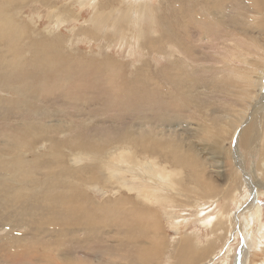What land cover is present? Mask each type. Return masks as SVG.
<instances>
[{
    "label": "rangeland",
    "instance_id": "374dc122",
    "mask_svg": "<svg viewBox=\"0 0 264 264\" xmlns=\"http://www.w3.org/2000/svg\"><path fill=\"white\" fill-rule=\"evenodd\" d=\"M141 1H144L142 3L149 1L147 4H149L150 9L143 13L140 10L139 15H137L136 8L144 5L141 2L112 0L113 5L110 6L112 9L106 8L107 11L105 12L103 22H110L112 25L111 30L114 33L121 27V30H125L126 24L130 26V31L133 32H135L134 29H142L144 34L148 36L143 35L141 37V42L143 43L150 37L157 38L160 35L159 20L163 18L162 24L165 27V32L162 34L164 37L169 36L170 39L164 42V45L158 43L153 49H147L148 51L142 49L138 41L134 42V47H132L129 46V43L122 44L120 40L113 39L109 33L106 34L105 38L110 41L105 42V39L98 38L95 33H91V30L85 32L88 26V19L92 17L94 11L89 3H82L79 0H48L47 2L43 0H25V2L24 0H4L2 2L3 7L8 8V10L12 8L14 11H17V15L16 13L15 15L20 21H25L31 15L32 21L36 24L37 31H43L44 33L42 32L40 35L37 33L33 34L31 37L32 42L28 36L25 39L26 42H24L31 45L26 54V59L31 58L34 54V58L37 60L32 64L26 60L28 73L24 75L25 79L19 77L18 83H26L28 81V84H30L29 80L31 79L34 85L35 83L37 84V86H34L35 90H31V98L16 97L15 94H7V91L0 89V95L19 99L23 106L22 108H0V142L4 137H11L10 139L14 138L15 142H17L18 138L22 140L21 142L34 143L35 145L33 146L39 147L38 152L41 155V158L37 161V165L34 164V159L27 160L23 164L26 169L28 168V172L30 171L33 174L32 177H36L30 178L36 184L35 186L32 182H27V186L31 185L29 189L22 188L21 190H17V187L13 186L15 183L11 184L8 182L10 180V173L0 172V178H3L2 180L0 179V186L3 182H6L5 185L8 188L6 193L4 188L0 187V264H129L130 258H134L131 251L135 248H133L134 245L132 244H129V247L125 244L130 243V240L141 239L147 241L151 238L149 230L146 232L148 235L146 233L143 235V231L147 228L139 226L141 224L140 217L135 214V219H133L132 213L127 211V207L130 204L128 201L122 211L118 209L108 214H102L99 211L86 215L85 217L94 216L97 226L92 229H88L83 221H79L77 225H72L73 219L69 220V228L66 229L62 224L64 220H56L59 214H57L55 204L53 203L56 202L58 205L61 203L59 201L60 197L74 192L81 195L86 191V195L95 196V200L98 199L97 202H103L106 198L107 200L114 198V193L128 196L133 199L131 205L133 209L137 210L140 215H142L143 210L135 201L141 191H139L141 184L139 178H132L131 175H125L116 171L119 174V179L126 176L130 180L127 181V186L130 189L132 188L133 193L129 194L124 188L117 189L118 184L116 185V183L114 184V189L112 187L109 191L103 193V182H105L103 177L99 178V183L97 182L96 184L90 185V183L85 182L89 177L88 175L91 176L94 171H97L96 169L93 170L95 165L91 159L82 160L80 158L79 162L78 159L75 162L78 165L86 163L89 166H93L89 168L87 173L86 171L83 173L79 171V173L77 170L67 173L64 165L69 166L71 164L68 160L69 155H66L68 157H65L64 160L51 157L49 152L53 150L51 149V144L53 143L51 139H53V136L54 139L59 140L58 143H63L69 139L77 138L80 133L78 138L98 140L106 144L109 141H115L117 136L123 134L130 135L134 133L133 135L131 134L132 136L135 135L134 139L133 137H131L132 139L130 138L131 143L134 140L140 141V137L142 136H144L147 142L151 138H154L160 144L158 150L163 149L166 154V156H161L160 159L157 158L160 163L166 162L168 152L170 151L167 149L173 150L172 145H174L175 141H183L185 150L194 148L199 154L198 157L203 159L206 164H210L207 167L204 166V168L197 167V169H200H198L199 171H202L208 177L210 182L214 185L215 183L221 184L222 187H225L229 183L226 174L232 166L234 167L236 161L232 159L233 163H223L219 169L223 175H220L217 173V169L212 166L214 161L213 155L219 154L229 160V142L232 139L234 142L235 137L233 131L235 129L238 130L241 126L243 127L245 122L241 120L243 110L246 105L250 108L248 105H251L252 100L246 90L248 89L246 86L248 85L247 81L243 78L241 79L244 76V69L260 65L264 70V28L262 27L264 24V1ZM52 2L56 3L58 7H64L67 3L72 8H76L74 10H77L79 13L76 16L65 18L64 21L58 20L59 23H63L62 27L60 26V29H58L51 15L52 10L50 9L54 4ZM100 2L101 6H105V2L109 6L111 0H100ZM20 6H23L22 10L18 9ZM250 6L255 9H261L262 13L260 15L257 13L252 14ZM145 8L146 6H143V9ZM109 10L113 12L109 13ZM68 11L70 12L71 10ZM102 11V8H100L99 13ZM118 18L117 25H114L115 20ZM26 22L28 21L26 20ZM166 26L169 27L168 31ZM48 27L50 31L45 32L44 29ZM97 27L99 28V25ZM81 28H83V33L80 32L82 31ZM199 28H203V31L200 32ZM172 33L174 37L171 39ZM236 37L239 39H236ZM36 39L37 41L45 40V44L47 42L50 43L51 48H54L50 55L46 52V55L44 53L40 57H37L35 54L38 44ZM192 40L194 42H191ZM32 45L34 46L32 47ZM38 47L40 46L38 45ZM176 49H179L180 52ZM237 53L240 63L234 59V57H237ZM227 61H236V63L226 64ZM59 62L60 64H56ZM45 65L46 67L43 68ZM109 68L111 70L115 69L114 73H110ZM64 70H67V72ZM39 71H42L40 73L42 75H34V73ZM137 71H139V75ZM262 75L264 74L262 73ZM175 76L176 79H174ZM46 81L50 82L48 84L58 83V86L63 88L67 86L69 90L71 89L70 91L78 89L81 92V95L79 93L81 97L66 98L64 94L65 90L62 88L47 96L46 92H42L38 88L42 82ZM262 84V93H264V80ZM85 87L88 89L87 91L84 90ZM140 87L144 88L139 89ZM256 88H259V85ZM39 97L42 98L39 99ZM195 115L206 116L205 124L208 127V131L204 135L205 139H200L198 136L199 130L196 124L199 121L192 118ZM60 124L66 125L65 128L68 127L67 125H73V127L70 126L71 128H68L65 133H59L54 126H59ZM250 125H253V122ZM139 127L140 130H138ZM209 134H216L217 140L210 139L208 137ZM171 135L174 139L167 137ZM14 140L12 141L14 142ZM128 141H126L127 143H121L127 145L130 143ZM233 142L231 143L232 147L235 146ZM100 145L102 146L101 143ZM129 145H133L130 148L134 150V153H139L140 158L143 157L142 159H144L146 156L152 159L153 154L142 153V155L141 152H138L137 145ZM112 146L113 149L114 147L116 149L115 154H109V150L107 151L109 157L107 154H103L105 158L108 157V161L105 162L106 170L108 167H112L113 164H121L118 160L121 153L119 147L122 145L115 143ZM63 150L66 153L76 152L75 149H69L64 146ZM85 152L92 153V150L86 149ZM231 154L234 155L235 153L231 152ZM153 157L156 156L153 155ZM249 160L253 162L252 158ZM257 161L260 162V157ZM250 166L251 164L249 163L247 168ZM146 168V165L143 166L144 170ZM234 169L236 170V168ZM179 171V174L173 177H175V182L178 186L180 185L179 187L182 188L180 190L168 189L162 192L163 195L165 194L164 198H166V202L168 203L163 204L160 208L158 207L156 221L161 230V237L163 235V239H167L166 244L169 250L165 261L162 262L163 258L159 257L156 263L159 261L162 264L176 263L171 262V248L177 244V237H181L183 234H189L192 230H198L200 235L197 236V239L204 238L206 241L207 238H210L205 236L212 234V228H205L203 223L204 217L215 216L217 210L220 211L222 209L223 200H219L217 203L212 201L213 198H210L203 188H199L195 184L196 182L189 178L188 168L180 169ZM146 173L139 174L144 175ZM146 176L148 175L146 174ZM185 176L189 179L187 180ZM237 179L239 180L238 176ZM88 180L90 179L88 178ZM185 180L188 184L185 183ZM247 180L252 182V179L249 177ZM149 181L151 182L152 180L149 179ZM73 184L74 189L72 190L71 186ZM86 184H89V186ZM184 184L188 185L190 189ZM218 192H221V189ZM22 193H31L33 196L27 195V203L20 207L19 204L12 200V195ZM175 194L178 195L175 196ZM260 198L261 213H264V195H261ZM44 207L48 210L44 209ZM233 207L234 211H239V207H236L234 204ZM169 210H175V212L182 214L180 215L181 218L186 217V223L184 225H176V222L172 223V220L169 219V214L171 213L168 212ZM243 216H240L238 221L243 219ZM50 217L53 218L51 219ZM105 217H109L110 227H107L109 225H107ZM260 218L257 221L258 226L264 223V214ZM120 227L122 228L120 229ZM235 229L232 228V231L230 230L231 233L227 235L228 237L218 238L215 242L214 252L211 251L202 260L197 261L196 264H201L208 260H210L209 264H221L224 257L229 258V263L226 262L227 264H237L235 262H237L238 254L244 250V247L248 249L249 239L247 240L244 231L241 230L240 233L237 230L235 232ZM62 230H65V233H62ZM221 232L225 235V231L221 230L218 232V235ZM130 237L132 238L130 239ZM213 237L211 236V238ZM172 239L174 242H172ZM259 241L260 239L257 240V245ZM170 242L171 246L168 244ZM191 242L194 243L195 240H191ZM228 248H233L234 251L231 252L229 257H227ZM255 248L249 249L248 254H246V261H244L246 264L254 263L252 259H260L259 256L255 255ZM215 251H217V254ZM212 253L215 254L212 255ZM134 264H136V261H134Z\"/></svg>",
    "mask_w": 264,
    "mask_h": 264
},
{
    "label": "bare ground",
    "instance_id": "6f19581e",
    "mask_svg": "<svg viewBox=\"0 0 264 264\" xmlns=\"http://www.w3.org/2000/svg\"><path fill=\"white\" fill-rule=\"evenodd\" d=\"M43 1L47 2L48 0H43ZM79 1H81L82 3H89V5L94 10L92 17L90 19H88L89 21L87 23L88 24L87 28L85 27L87 30L85 29L86 31L85 30L84 31L87 32L88 30H91L90 32L95 33L98 38L105 39V42L110 41V40L105 38L106 34L109 33V34H111L113 39L115 38L117 40H120L122 42V44L129 43V46L134 47L133 43L134 42L136 43V41H138V43L142 49L150 50V49H153L155 46H157L158 43H162V45H164L165 44L164 42H166L167 40L170 39L169 36L164 37L162 34L163 32H165V27L162 24L163 18L161 20H159L160 35L157 38L150 37L145 42L142 43L141 37L143 35H145L144 31L142 29H139V30L134 29L135 32H133V31H130V26L128 24H126L125 30H121V28H122L121 27V28H118V30L114 33L111 30V28H112L111 23L110 22H108V23L103 22L104 21V15L106 14L105 12L107 11L106 8L109 7L112 9V7H110L111 5H113L112 0L110 2L109 6L107 5L106 2L104 4L105 6H101L100 0H79ZM129 1H139L141 3L144 2L141 0H129ZM2 2H4V0H0V89H2L3 91H7V94H15L16 97L21 96L25 99L31 98V96H32L31 90L32 89L35 90L34 86H37V84L35 83V85H34V83L32 82L31 79L29 80L30 84H28V81H26V83H18L19 77L24 78V75L25 74L27 75V73H28V70H27L28 66H27L26 62L29 61V63L32 64L35 62V60H37L36 58H34V54L31 58L26 59V54L29 51V49L31 48L30 47L31 45H30V43H24V42H26L25 39L28 36L31 38L33 34L35 35V33H37L40 35V33H42L43 31H37L36 24H35V22L32 21L31 15H29L28 16L29 18L26 19L28 22H26V20L20 21L16 17L17 11H14L12 8H10L8 10V8L3 7ZM24 2H25V0H24ZM148 2L149 1H146L145 3H142L144 5H141L140 7L136 8L135 11L137 12V15H139L140 10H142L141 13H143L144 11L150 9L149 4H147ZM52 3H54V2H52ZM13 4H14V2L12 3V6H13ZM143 6H146V8L143 9ZM52 7H53V9H52ZM21 8H23V6H20L18 9L20 10ZM100 8H102L103 11L99 13ZM250 8H251L250 11L252 14L257 13L258 15H260L262 13L261 9H255L252 6H250ZM74 9H76V8H74V7L72 8L70 5H67V3H66V6H64V7H58L56 5V3H54L51 6V9H50V10H52L51 15L53 17V20H55L58 29H60V26L63 24L61 22L59 23L58 20L64 21L65 18L74 16V15L76 16V14L79 13L77 10H74ZM68 10H71V11L69 12ZM110 12L112 13L113 11L109 10V13ZM15 13H16V15H15ZM237 14H239V13H237ZM186 17H188V16H186ZM50 21L52 22V20H50ZM117 21H119V18L115 20L114 25H117V23H116ZM132 23H133V21H132ZM123 24H125V23H123ZM167 24H168V22H167ZM97 25H99L100 29L97 27ZM138 25H140V24H138ZM49 27L47 29H44V31L45 32L50 31ZM166 27H167V31H168L169 27L168 26H166ZM262 27L264 28V24L262 25ZM89 28H93V29H89ZM192 28H193V26H192ZM199 29H200V32L203 31V28H199ZM81 30L82 31H80V32L83 33V28H81ZM146 37H148V36H146ZM173 37H174V34L172 33L171 39ZM194 37H196V36H194ZM37 39H36V42L38 44H37L36 49H35V54L37 55V57H40L44 53L46 55V52L48 55H50L52 50H54V48L53 49L51 48L50 43L47 42L45 44V40L37 41ZM113 39H112V41H113ZM236 39H239V38L236 37ZM77 40H78V37H77ZM82 40H83V38H82ZM27 42H29V41H27ZM31 42H32V38H31ZM191 42H194V40H192ZM22 43H24V44H22ZM42 43H43V45L41 46ZM31 44H33V43H31ZM38 45L40 47H38ZM33 46L34 45H32V47ZM135 48H136V45H135ZM177 51L180 52L179 49ZM133 52H134V50H133ZM54 55H57V54H54ZM236 56L237 57L236 58L234 57V59L240 63V60H238V53ZM225 57H226V55H225ZM62 61H63V59H62ZM236 61H227L226 64L227 63L228 64L236 63ZM64 62H66V61H64ZM56 64H60V62L56 63ZM45 67H46V65L43 68H45ZM179 68H180V66H179ZM109 69H110V73L111 72L114 73L115 69H113V70H111V68H109ZM177 70H178V68H177ZM232 70H234V69H232ZM64 71L67 72V70H64ZM224 71H226V69H224ZM138 72L139 71H137V74L139 75L140 73H138ZM236 72H238V71H236ZM40 73H42V71L34 73V75L35 74L39 75ZM70 73H71V71H70ZM171 73H173V71H171ZM262 73L264 74V70H263V68H261L260 65H258L256 67L244 69V76L241 75L242 76L241 79L243 78L247 81L248 85H246V86L248 87V89H246V90L248 91L249 97L252 100L251 105H248L250 108H248L246 105L244 110H243V115H242L241 120L245 121V122L243 124V127L241 126L238 130L235 129L233 131V135H235V137H234V142H233V139L231 142H229V147H230L229 160L225 159L223 156H221L219 154L213 155L214 161H213L212 166H213V168L217 169L216 171L220 175H223L222 173H220L221 170H219L223 163H225V164L233 163L232 159H234L236 161L234 163V167L232 166L230 171H227L228 173L226 174V176H228V182L229 183L225 187H222L221 184H216V183L214 185L212 182L209 181L208 177L202 171H199L200 170L199 168H204V166L207 167V165L209 166L210 164L209 163L206 164L203 159L198 157L199 154L196 152V150L194 148H190L189 150H185V144L183 141H175L174 145H172L173 150L167 149L170 151L168 152L166 162L160 163L159 160H157V158L160 159L161 156H166V154L164 153L163 149L158 150V147L160 146V144L158 143V141L154 140V138H151L147 142V141H145L144 136H142V137H140V141L134 140L131 143L130 138L133 137V139H134L135 135L132 136L134 133H131L132 135L129 133L130 135L123 134V135L117 136V139L115 138V141H113V142L109 141L106 138L107 141H109L108 144H106L105 142H100L98 140H88L87 138H78L80 136V133H79V136L77 138H74V139L72 138L73 140L69 139L63 143H58L59 140L54 139V136H53L54 140L51 139V141L53 142V143L51 142L52 143L51 149H53V150H51L52 152H49L51 157L53 156L54 158H56L58 160H62V159L64 160L65 157H68L66 155H69L68 160L71 164L69 166L64 165L67 173H72L75 170H77V172L81 171L82 173L84 171H86V173H87L89 168L90 167L92 168L93 166H89L86 163H82V165L81 164L78 165L75 162H77V159L79 162L80 158H82V160L83 159L86 160L87 158H89V160L91 159L92 163L95 165L93 167V170L96 169L97 171H94V173L91 174V176L88 175L89 176L88 178L90 180H88V178H87L85 180V182L90 183V185L96 184L97 182L99 183L98 179L103 177L105 179V182H103L104 187L102 188L103 193L109 191L112 187L114 189L115 183H116V185L118 184L117 189H123L124 188L127 192H129V194L133 193V191L131 190L132 188L130 189L129 186H127L128 185L127 181H130V180L127 179L126 176L121 177V179H119V174L117 172L123 173L125 175H131L132 178H139L140 183H141L140 184L141 189L139 187V191L140 190L141 191H140V194H139L137 200H135V201L142 207V210H143V213H142L143 216H142L138 213L137 210L133 209L131 206L133 199H131L128 196L117 195L116 193H114V196H113L114 198H110L109 200H107V198H106L103 202H97L98 199L95 200V196L91 197V196L86 195V191H84L83 194H81V195L74 192V193H70V194H65L62 197H60L59 198V201L61 202V203H59L60 205L59 204L57 205L56 202L53 203V204H55V209H56L57 214H59V217L56 218V220H61V219H62L61 221L64 220L65 223L63 222L62 224L66 227V229L69 228L68 224H70V221H69L70 219H73V223H71L72 225H77L79 223V221H83L84 225L88 229H92L95 226H97V224L94 221V216L85 217L86 215L93 214V213L99 212V211L102 214H108L111 211L114 212L115 210H118V209L120 211H122V210H124V208H123L124 205L128 201V202H130V204L127 207V211L132 213L133 219H135L134 218L135 214H137L138 217H140L141 224L138 223L139 226L140 227L142 226V228H147L145 231H143V235L146 232H148L147 230H149L150 237H151V238L148 237V238H150V240H147V241L146 240L143 241L141 239L136 240L134 238L135 240H133V241L130 240V243L127 242L128 244H125L126 242L124 243L128 247L130 246L129 244H132V245H134L133 248H135L134 250L131 251L134 258L133 259L130 258L131 261H129V264H134V261H136V264H139V262H141L140 264H162V263H159L160 262L159 260H158L159 262L156 263V260L159 259V257H161V258H163L162 262H164L165 257L167 255V252L169 250V247L166 244L167 239H163V235L161 237V230H160L159 225L157 224V221H156L158 209L163 204L168 203V202H166V198H164L165 194L163 195L162 192H165L168 189L180 190V188H182V187H179L180 185L178 186V184L175 182V177H173V176L178 175L180 172L179 171L180 169L182 170L184 168H188L189 178L191 180L193 179L196 182L195 184H197V186L199 188H203V190H205V192H207L208 196L210 198H213L212 201H214L215 203L219 202V200H223V205H222V209H220V211L217 210V214L215 216H205L204 217L205 219L203 220V223L205 225V228H207V229L212 228V234L211 235L207 234V236H205V237H210V238H207V239L205 238L206 241L204 240V238L203 239H197V236L200 235V232L198 230H195V231L192 230L191 233H189V234H183L181 237H177V244L173 248H171V250H172V253L170 254V257L172 258L171 262H173V263L176 262L175 264H196L197 261L202 260L211 251L214 252L215 242L217 241L218 238L221 239V238L228 237L227 235H229L231 233V231H232L231 229L232 228L235 229V227H236V229L234 231L237 232V230H239L240 233H241V230L244 231L246 233L247 240L248 239L249 240H248V247H247L248 249H246L245 247L243 248L244 250H242V252H240V254H238L237 262H235V263L240 264V262H241V264L242 263L246 264V262H244V261H246L245 258L247 257L246 254H248L249 249H254L257 246L255 248L256 249L255 255L259 256L260 259L259 260L252 259V261L254 262L252 264H264V223L261 224L262 226L261 225L258 226L259 224L257 225L258 219L261 217L262 214H264V213H261L262 210H261V204H260V199H261L260 196L264 195V93H262V87H263L262 83L264 80V75H262ZM40 75H42V74H40ZM176 76L174 79H176ZM44 77H45V75H44ZM71 77H72V75H71ZM177 78H179V77H177ZM48 83H50V82H47V81L42 82L38 86V88L41 89L42 92H46L47 96L51 95V93L53 94V92L56 91L57 89L62 88L65 90L64 94H65L66 98L72 99L73 97L76 98L77 96L79 98L81 97L80 96L81 92H79L78 89L74 90V91H70L71 89L69 90L67 88V86H65L66 88H63L61 86H58V83H55V84L54 83L48 84ZM258 85H259V88H256ZM80 88H81V86H80ZM143 88L144 87H140L139 89H143ZM84 90L87 91L88 89L85 87ZM136 92H137V89H136ZM79 93H80V95H79ZM84 93H85V91H84ZM188 94H190V93H188ZM73 95H75V96H73ZM86 96H87V94H86ZM170 96H172V95H170ZM41 98L39 97V99H41ZM84 102H82V103H84ZM2 107H12V108H20L21 107L22 108L23 106H22L19 99L12 98V97L7 96V95H0V108H2ZM24 109H25V107H24ZM249 115H250V117H248ZM192 118L196 121H199V123L196 124L197 129L199 130V132H198L199 135L198 134L197 135L200 137V139H205L204 135L208 131V127L205 124L206 116L195 115V116H192ZM251 122H253V125H250ZM61 124L59 126H54L56 131H59V133H65L68 130V128H71L70 126L73 127V125H67L68 127L65 128L66 125H61ZM52 127H53V125H52ZM50 129H52V128L50 127ZM47 130H48V128H47ZM138 130H140V127ZM236 130H237V132H236ZM142 132H143V130H142ZM235 132H236V134H235ZM3 135L8 136L5 134H3ZM167 137L173 138L172 135L167 136ZM208 137L212 140H217L216 134H209ZM10 138L11 137H9V138L4 137L3 140L0 142L1 143V147H0V172L3 171V172H9L10 173V178H9L10 180H8V182H10L11 184L15 183L13 186H16L17 190H21L22 188L29 189V187L31 185L27 186V182H32L35 186L36 184L34 183L33 180H30V178H36V177H32L33 174L30 171H29L30 172V174H29L28 168L26 169L23 166V164L25 162H27V160L30 161V159L31 160L34 159L33 162L35 165H37L38 159L41 158V155L38 152L39 147L33 146V145H35L33 143V141H32L33 144H31L30 142H21L22 140H19L17 138V142H15L14 138L13 139H10ZM19 138H20V136H19ZM128 139H129L130 143H128L127 145H125V144L123 145L122 143H127L126 141H128ZM12 140H14V142ZM45 141H42V142H45ZM38 142H39V140H38ZM232 142L235 145L234 147H232L233 146L231 144ZM100 143L102 144V146L100 145ZM115 143H117L118 145L119 144L122 145L119 147L121 149L120 150V152H121L120 158L118 157L119 158L118 161L121 164H117V163L113 164L112 167H108L106 170L105 162L108 161L107 158L109 157L107 151L108 150L110 151L109 154H113V153L115 154L116 149H115V147L113 149V146H112V144L115 145ZM129 144H134V146L137 145L138 150H139L138 152H141V154L142 153H144V154L147 153L148 155L153 154L156 157H153V155H152V157H151L152 159H149V157H146V156L144 157V159H142L143 157L140 158V156L138 155L139 153L138 154L134 153V150L130 148V146H133V145H129ZM63 146L67 147L69 149H75L76 152L66 153L65 150H63ZM86 149H90V151L92 150V153L85 152ZM77 150H79V151L77 152ZM117 152H119V151H117ZM231 152L232 153L234 152L235 154L233 155V154H231ZM103 154H107L108 157L105 158V156ZM259 157H260V162L257 161V159ZM250 158H252L253 162H251L249 160ZM249 163L251 164V166L248 167L249 168L248 169L247 166L249 165ZM90 165H92V164H90ZM145 165L147 168L144 170L143 166H145ZM197 167H199L198 168L199 170L197 169ZM234 168H236L237 171ZM105 170H106V173H105ZM120 170H122V171H120ZM138 170H140V171H138ZM143 171H145V172H143ZM136 172H139V173H146L147 172L146 174L148 176H146V174L143 175V174H139ZM3 174H5V173H3ZM237 176L239 177V180L237 179ZM185 177H187V176H185ZM248 177L250 179H252V182H249V180H247ZM189 178L187 177V180ZM4 179H6V178H4ZM149 179H151L152 181L150 182ZM185 183H187L186 180H185ZM5 184H6V182H3L1 186H2V188H4V191L7 193L8 188L6 187ZM109 184H111L110 188H109ZM86 185L89 186V184H86ZM184 185L188 187V185H186V184H184ZM75 188H76V186H75ZM71 189L72 190L74 189V184L71 186ZM219 189H221V192H218ZM0 191H1V189H0ZM184 193H186V192H184ZM27 195L33 196L31 193H27V194L22 193V194H16V195L14 194V196L12 195V200L15 203L19 204V206L21 207L22 205L27 203V198H26ZM177 195L178 194H175V196H177ZM175 200L177 201L176 197H175ZM179 200H181V199H179ZM184 202H186V201H184ZM214 202H212V203L214 204ZM115 204H118V205H115ZM233 204L236 207H239V211L241 214L239 213V211H234L235 209L233 207ZM177 205L181 206L180 204H177ZM188 205H189V203H188ZM188 205H185V206H188ZM216 205H215V207H216ZM44 209L48 210L46 207H44ZM46 210H44V211H46ZM168 212H171L169 214V219L172 220V223L176 222V225H184L186 223L187 218L185 217L186 218L185 219V218L180 217V215H182V214L175 212V210H173V211L169 210ZM162 215H164V214H162ZM242 215H244L243 219H240V221H238L240 216H242ZM50 218L52 219L53 217H50ZM102 219H103V217H102ZM223 219H225V221H223ZM136 220H138V219L136 218ZM105 221L107 222V225H109V222H110L109 217H105ZM235 222H237V223H235ZM111 223H113V222H111ZM235 224H236V226H235ZM80 226H78V227H80ZM107 227H110V225ZM261 227H262V229H260ZM121 228L122 227H120V229ZM65 230H62V233H65ZM220 230L223 232L225 231V235L222 232L220 235H218V232ZM95 233H97V232H95ZM120 236H122V235H120ZM211 236L212 237L215 236V237L211 238ZM126 238H128V237H126ZM131 238L132 237H130V239ZM188 238H190V239H188ZM258 239H260V241L257 245ZM191 240H195V242L193 243V242H191ZM120 241H122V240H120ZM246 241H245V243H246ZM172 242H174V240ZM119 243H121V242H119ZM168 244L170 245L171 242ZM228 249L229 250L227 251V257H229V255H231V252H234L233 248L232 249L228 248ZM215 253L217 254V251H215ZM215 253H212V255ZM141 259H143L144 262ZM222 259H223V261L221 264H227L226 262L229 263V261H228L229 258L224 257ZM209 261L210 260L203 262L201 264H209ZM164 264H166V263H164Z\"/></svg>",
    "mask_w": 264,
    "mask_h": 264
}]
</instances>
